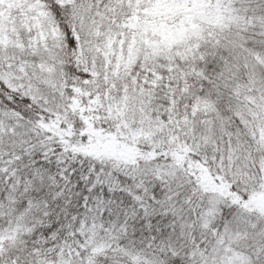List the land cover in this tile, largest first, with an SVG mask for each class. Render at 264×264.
Instances as JSON below:
<instances>
[{"label": "trees", "instance_id": "16d2710c", "mask_svg": "<svg viewBox=\"0 0 264 264\" xmlns=\"http://www.w3.org/2000/svg\"><path fill=\"white\" fill-rule=\"evenodd\" d=\"M35 1L0 3V264H264V0Z\"/></svg>", "mask_w": 264, "mask_h": 264}, {"label": "rangeland", "instance_id": "374dc122", "mask_svg": "<svg viewBox=\"0 0 264 264\" xmlns=\"http://www.w3.org/2000/svg\"><path fill=\"white\" fill-rule=\"evenodd\" d=\"M7 1L8 0H0V3H5ZM59 1L61 3H71L73 0H59ZM44 4H45L44 1L37 0V1L33 2L29 6V9H32V10L33 9H38V8L44 6ZM34 39H36V38H34ZM2 58L6 59V60H8V59H12V60L18 59L17 62L19 63V66H21L24 69L30 68V71H31L30 76L31 75L34 76V77L32 76L33 78H30V76L26 75V73H25L26 71L22 75V76H25V78H22V76L19 74V76L16 79L11 80L12 81L11 82V84H12L11 87L12 88H18L19 85H20L22 87L25 86L28 89L35 88V91H39L36 88V84H35L34 78L36 77L39 82L48 84L49 83L48 81L50 80V77H48V75L51 74L54 71V69H52L51 65H49L47 63V61L44 60V59H40L37 62L30 61V62H25L24 63V61H21L18 57H15V56L2 55ZM43 73H46V74H43ZM263 185H264V183H263ZM263 209H264V203H263ZM248 216L253 218L256 223L259 222V221H261V223H264V217H262V218L255 217L252 213H249ZM260 229L263 230L264 227L261 226Z\"/></svg>", "mask_w": 264, "mask_h": 264}]
</instances>
